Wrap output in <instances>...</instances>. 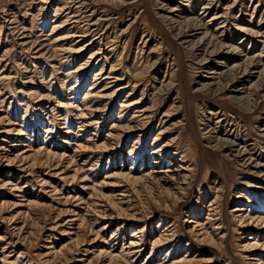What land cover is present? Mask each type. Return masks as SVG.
Masks as SVG:
<instances>
[{
    "label": "rangeland",
    "instance_id": "obj_1",
    "mask_svg": "<svg viewBox=\"0 0 264 264\" xmlns=\"http://www.w3.org/2000/svg\"><path fill=\"white\" fill-rule=\"evenodd\" d=\"M0 264H264V0H0Z\"/></svg>",
    "mask_w": 264,
    "mask_h": 264
}]
</instances>
